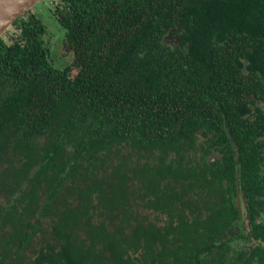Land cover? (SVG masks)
I'll return each mask as SVG.
<instances>
[{
  "label": "trees",
  "instance_id": "16d2710c",
  "mask_svg": "<svg viewBox=\"0 0 264 264\" xmlns=\"http://www.w3.org/2000/svg\"><path fill=\"white\" fill-rule=\"evenodd\" d=\"M52 3L73 64L0 37V264H264V0Z\"/></svg>",
  "mask_w": 264,
  "mask_h": 264
},
{
  "label": "rangeland",
  "instance_id": "374dc122",
  "mask_svg": "<svg viewBox=\"0 0 264 264\" xmlns=\"http://www.w3.org/2000/svg\"><path fill=\"white\" fill-rule=\"evenodd\" d=\"M57 1V0H55ZM53 7L52 0H43L38 3L33 9H31V13L39 14L42 18L43 22L47 26L48 29V39L50 41L49 45L52 50V62L57 68H63L67 65L73 64V55L68 53L64 48V36L65 30L59 24L54 16L50 13L48 7ZM12 30V29H10ZM7 33V32H6ZM5 33V34H6ZM7 39L9 36L6 34ZM174 41H171L170 44H173Z\"/></svg>",
  "mask_w": 264,
  "mask_h": 264
},
{
  "label": "flooded vegetation",
  "instance_id": "af4514ba",
  "mask_svg": "<svg viewBox=\"0 0 264 264\" xmlns=\"http://www.w3.org/2000/svg\"><path fill=\"white\" fill-rule=\"evenodd\" d=\"M260 105L264 108V105L262 104ZM257 141L261 143L264 147V133H262L258 137ZM258 171L261 174V176L264 177V159L262 160V164L259 165ZM262 183H263L262 185L264 188V178H262ZM237 184L238 186H237L235 195L230 196L233 202H235V206L240 215V219L237 222H235L233 226L234 231L237 233L236 234L237 238L235 237V239L237 240L233 242L234 248H236L235 251L240 250V249L252 250L254 243L252 242L253 238H251V236L249 235V232L251 231L253 224L252 222H250V218L246 212L247 211V198L241 191V188L239 186V179L237 181ZM262 192L264 193V189ZM256 215H257V221L264 223V198H263V205L262 207L261 206L258 207V212L256 213ZM238 235L248 236V239L246 241L244 239H239Z\"/></svg>",
  "mask_w": 264,
  "mask_h": 264
},
{
  "label": "water",
  "instance_id": "95a60500",
  "mask_svg": "<svg viewBox=\"0 0 264 264\" xmlns=\"http://www.w3.org/2000/svg\"><path fill=\"white\" fill-rule=\"evenodd\" d=\"M43 0H0V37Z\"/></svg>",
  "mask_w": 264,
  "mask_h": 264
}]
</instances>
